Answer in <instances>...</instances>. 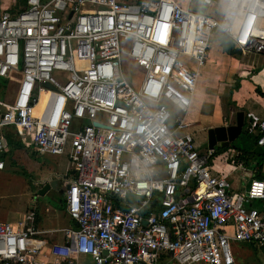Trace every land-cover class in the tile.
Instances as JSON below:
<instances>
[{"label": "built area", "instance_id": "1", "mask_svg": "<svg viewBox=\"0 0 264 264\" xmlns=\"http://www.w3.org/2000/svg\"><path fill=\"white\" fill-rule=\"evenodd\" d=\"M263 21L264 0H0V78L16 85L0 99V170L7 133L74 171L64 242L38 239L31 216L0 222V264H236L232 243L263 250L264 179L234 190L186 121L212 40L264 54ZM247 125L264 148V119Z\"/></svg>", "mask_w": 264, "mask_h": 264}, {"label": "crops", "instance_id": "2", "mask_svg": "<svg viewBox=\"0 0 264 264\" xmlns=\"http://www.w3.org/2000/svg\"><path fill=\"white\" fill-rule=\"evenodd\" d=\"M179 1L186 5L189 0ZM215 49H217L218 53L222 54L225 57L215 60L209 54L207 62L201 70V74H203L205 69H208L207 73L211 75L210 82H213V80L215 81L216 79L214 75L217 74V71L215 72V69L217 66H220L223 71H225V75L224 73H222V75L220 76V82H218L221 85L224 82V85H226L227 83L233 81L235 85H233L232 82V85L230 84V88L224 92L226 98L223 94L220 93V85L217 98L213 97V86L211 87L209 92H204L205 98H207V109L209 110L212 108L213 112L216 115L214 114L213 116L206 117L203 120L204 122L202 124H200V122L198 121L188 122L193 125L192 130L195 131L194 134H197V132H199L206 133L208 136V129L227 126L225 121L226 119L229 120V123L227 122L228 125H232V123L234 124L236 122V113L238 111L245 112V124L248 123L250 114H254L257 117L264 119V54L242 53L243 56L241 58V56L234 57L233 55H227L225 52H223V49L218 44H215ZM16 77H20V75H16ZM4 80H7L8 84H15V82H11L10 79ZM6 87H4V89ZM195 94L193 96V99L195 98ZM224 99H227L230 103V108L228 111L224 110L223 108L225 104L223 103ZM42 103H44V98L42 100ZM42 107L43 105L39 107V111L42 109ZM5 134V136L8 138L7 133ZM7 138H5L7 141L5 144L9 151L4 153V160H2L4 161V163L6 159L19 161L18 165L22 169L20 170V168H17V171H21L20 173L17 171L16 173H12V171L5 165L4 169L0 170V172H3L7 169L10 172L9 174H11L12 176H17V179H19L20 182H23L22 186L26 184V176H32L33 174H35V176L37 177V182L34 183L30 180L28 181L31 182V184L27 186L29 197L28 205L26 206V208L14 215L10 213H6V215L1 214L0 222L17 223L20 220L24 219L25 216H31L33 218L32 224L34 225V227L44 232L43 234L36 236L38 239L47 241L48 243L62 244L64 242L62 230L67 227L74 226L73 221L68 215L64 199V192L66 190L65 182L72 179L74 176V171L71 169L68 155L40 154L34 149L33 146L25 144L20 138H15L16 142L21 145L20 147L10 145ZM239 139L240 137H238L235 142H237ZM196 144L199 147L197 142ZM229 149L235 155H232L227 159L224 157V155H221L220 158L215 159L214 162L212 161L211 169L214 174L226 176L230 181L233 189L237 191L248 189L253 178L264 179V162L262 164V167H260L257 162V156L245 157L241 153H239L236 148L231 146L229 147ZM200 150L207 151L208 145L206 148ZM256 150L258 151V149ZM62 156L65 157L64 160L61 159ZM46 157L47 159H45ZM55 157L57 158L55 159ZM37 161H42L45 163L47 161H53L54 167H51L50 165L47 166L48 164L46 163V166L42 167V170L39 171L38 174L33 173L30 170V167L31 164ZM23 165L27 168H25ZM50 169L52 171H49V173L52 176L44 179V176L42 175H45V171H48ZM23 172L26 173V176L23 175ZM40 176L42 177V179H40ZM62 182L64 183L65 189L58 190V186ZM52 183H55V186L50 187L46 191H43L46 185ZM53 193L56 195H54ZM256 250L258 252L264 251V249ZM80 262L81 264H83V262L92 264L90 258L86 256L81 257Z\"/></svg>", "mask_w": 264, "mask_h": 264}, {"label": "rangeland", "instance_id": "3", "mask_svg": "<svg viewBox=\"0 0 264 264\" xmlns=\"http://www.w3.org/2000/svg\"><path fill=\"white\" fill-rule=\"evenodd\" d=\"M261 26L264 27V21L262 22ZM215 44H218L219 46H221V44L218 40V37L216 39L212 40V42H211L212 48L210 47L209 54L215 60L222 59V57H225V56L218 53L217 49H215ZM221 48L223 49L222 46H221ZM223 52H225L224 49H223ZM240 56L242 58V56H243L242 52H240ZM182 61L185 62L190 68L194 69L196 67V63L188 55H183ZM230 68H231V66H230ZM123 70H124V73H125L126 77L128 78V80L130 82H132V84L135 87H138L141 84V82L144 78L143 71L138 66H136L132 60H130L127 57H123ZM207 71H208V69H205L203 74H201L200 79L198 80L195 98L193 99V105L189 111L190 113L188 114L187 122L198 121V122H200V124H202L204 122L203 120L206 117H210V116H213L215 114L213 112L212 108L209 110L207 109V105H206L207 98H205V94H204L205 91L209 92L211 87L213 86V88H214L213 97L217 98V96L219 94V85H220V87H221L220 93L223 94L225 97L224 92L230 88V84L232 85L233 81L227 83L229 85H227V84L224 85V82L222 83V85L219 83L220 79H221L220 76L222 75V73H224V75H225V71H223V69L220 66L219 67L217 66L215 69V72L217 71V74L214 75V77L216 79H215V81L213 80V82H210L211 75H209L207 73ZM233 85H235L234 82H233ZM14 90H15V84L14 83H9L7 85V87L4 89V86L0 82V99L10 101L12 99L13 94H14ZM42 100H43V98H42ZM221 102H222V99H221ZM223 103H225L223 106L224 110L228 111L230 108V103L228 102L227 99H224ZM43 104L44 103H42V105ZM225 115H226V113H225ZM225 121H226V124L228 126L229 120L226 119ZM77 129H79V127H77ZM194 138H195V141L198 143L200 149H204L207 147L208 136L206 133L197 132V134H194ZM235 143H238L239 145L243 146L245 149H248V146L250 145L251 141L248 139H245V137H243ZM223 149H225V148H221L219 146L216 147L217 154L215 157H213V159H212L213 162L215 161V159L220 158L221 155H224V157L226 159L232 155H235L232 151H230L229 148H227L225 150H223ZM48 158H54V157H48ZM56 158L57 157H55V159ZM45 159H47V157ZM61 159L64 160L65 157L62 156ZM22 162H23V159H22ZM46 163L48 164L47 166L50 165L51 167H54L53 161L52 162L47 161ZM46 163L42 162V161L41 162H38V161L34 162L33 164H31L30 170L33 173L38 174V172L42 170V167L46 166ZM18 164H19V161H16V160L6 159V161H5L6 167L8 169H10L12 171V173H16L17 168L18 169L20 168ZM25 168H27V167H25ZM21 169L22 168H20V170ZM49 171H52V170L50 169L48 171H45V175H42V176H44V179L52 176L49 173ZM17 172L20 173L21 171H17ZM9 173L10 172L7 169L4 170L3 172H0V215L1 214L6 215V213L7 214L10 213V214L14 215L17 212H20L23 209H25L26 206L28 205V197H29V194H28L29 191H28L27 186L30 185L31 182H34V183L37 182V177L35 176V174H33L32 176H26L25 175L26 173L23 172V175L26 176V178H25L26 184H24V186H22L23 182H20V180L17 179V176H12ZM40 179H42L41 176H40ZM29 180L31 182H28ZM60 189L61 190L65 189L63 182L58 186V190H60ZM54 195H56V194H54ZM232 251H233V256H234L236 264H264V251L258 252L255 248H253L250 245H247L245 243H240V242H234V243H232ZM85 263L86 262H83V264H85ZM201 264H205V263H201Z\"/></svg>", "mask_w": 264, "mask_h": 264}, {"label": "water", "instance_id": "4", "mask_svg": "<svg viewBox=\"0 0 264 264\" xmlns=\"http://www.w3.org/2000/svg\"><path fill=\"white\" fill-rule=\"evenodd\" d=\"M199 5L196 9L198 10ZM218 40L223 47L224 51L228 55H233L234 53V44L233 42L225 35H218ZM46 87L54 88L50 83L45 84ZM95 126H99L97 123H94ZM245 128V112L238 111L236 113V122L232 125L221 126L208 129V149L216 150V147L229 148L235 147L233 144L238 137H240ZM55 186V183L48 184L44 187L43 191H46L50 187ZM42 191V192H43Z\"/></svg>", "mask_w": 264, "mask_h": 264}, {"label": "trees", "instance_id": "5", "mask_svg": "<svg viewBox=\"0 0 264 264\" xmlns=\"http://www.w3.org/2000/svg\"><path fill=\"white\" fill-rule=\"evenodd\" d=\"M233 56L234 57L240 56V51L237 50V49H235L234 50V53H233ZM0 82L2 83V85L4 87H6L8 85V81L7 80H4L2 78H0ZM247 126L248 125L245 124V128L243 130L242 135L240 136V139L243 138V137H245V139H248V140L251 141L250 145L248 146V149H245L243 146L239 145L238 143H234V145H235L234 148H236V150L239 153H241L243 156H245V157L246 156H255V157L257 156V158H258V161H257L258 162V165L260 167H262V164L264 162V148L258 146V143H257L258 136L249 133L248 132V129H247ZM7 136H8L7 140H8V143L10 145H12V146L15 145L16 147H20L21 146L19 143L16 142L15 138H13L11 135H7ZM256 149H258V151ZM223 150H225V149H223ZM216 154H217V151L215 152L214 157L216 156ZM1 158L4 160V155Z\"/></svg>", "mask_w": 264, "mask_h": 264}, {"label": "bare ground", "instance_id": "6", "mask_svg": "<svg viewBox=\"0 0 264 264\" xmlns=\"http://www.w3.org/2000/svg\"><path fill=\"white\" fill-rule=\"evenodd\" d=\"M41 104H42V101H41V103L36 107V109H35V114H38V112H39V107L41 106Z\"/></svg>", "mask_w": 264, "mask_h": 264}]
</instances>
